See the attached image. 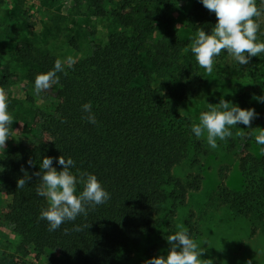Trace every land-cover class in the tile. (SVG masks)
<instances>
[{
    "label": "trees",
    "instance_id": "obj_1",
    "mask_svg": "<svg viewBox=\"0 0 264 264\" xmlns=\"http://www.w3.org/2000/svg\"><path fill=\"white\" fill-rule=\"evenodd\" d=\"M16 1L24 8L26 0ZM71 1L76 8L86 3L92 15L110 17L119 29L94 43L71 67L62 63L65 71L57 73L53 84V106L34 112L37 139L13 144L0 157V196L7 198L0 224L9 225L17 237L12 251H0V264H27L28 256L46 264H144L163 243L165 231L177 230L179 209L203 185L197 165L204 140L191 132L195 122L182 109L203 88L207 72L185 55L192 38L184 33L194 36L199 29L209 33L217 18L199 0ZM178 1L188 3L181 16L184 32L168 15ZM260 2L256 0L261 15L255 19L260 25L258 40L263 41ZM70 44L75 45V38ZM144 53L151 68L142 62ZM225 55L222 50L218 57ZM56 60L60 59L52 52L17 40L10 63L0 64V90L19 80L34 88L35 76L53 70ZM263 62L264 54L251 57L248 65L259 69ZM154 75L161 79L160 86L153 85ZM251 96L235 100L241 108L254 109L256 116L240 143L228 148L236 154L238 188L226 184L230 167L223 165L212 199L233 219L246 220L255 235L264 231V146L258 147L254 139L257 130H264V106L250 103ZM89 102L96 124L83 118L87 113L82 105ZM45 156L53 158L58 171L62 166L56 158H71L70 171L96 175L110 199L49 231L47 221L40 218L47 201L36 194L41 181L34 175ZM185 165L194 170L178 174ZM20 178L26 179L23 188L17 187ZM80 191L78 184L76 194ZM76 226L79 231L73 230ZM180 227L197 240L199 219L192 209L181 217ZM140 250L138 261L135 253Z\"/></svg>",
    "mask_w": 264,
    "mask_h": 264
},
{
    "label": "rangeland",
    "instance_id": "obj_2",
    "mask_svg": "<svg viewBox=\"0 0 264 264\" xmlns=\"http://www.w3.org/2000/svg\"><path fill=\"white\" fill-rule=\"evenodd\" d=\"M264 6V0H260ZM188 5L185 1L174 2L168 10V15L175 21L176 29L184 32L181 19L182 10ZM119 27L110 17H96L87 9V4L76 8L71 0H26L24 8L17 5L16 0H3L0 4V64L10 63V53L17 40L34 43L37 47L48 50L56 55L64 64L72 62L88 54L94 43L104 41L107 35L118 30ZM161 29H158V32ZM187 37H193L185 32ZM154 37H157L155 35ZM75 38V45L70 44ZM154 38L149 42H153ZM264 41V40H263ZM188 58H194L190 49L184 52ZM144 53L142 62L148 68L151 63ZM195 59V58H194ZM12 69L19 71L12 63ZM204 69V68H202ZM205 70V69H204ZM207 72V71H206ZM207 80L194 99L187 103L182 112L195 123L201 111H206L209 103L216 106L220 100L237 104L236 99L243 94H251L250 103L264 106L255 97L264 96V62L261 67L239 65L231 55L214 57L213 71L205 75ZM141 80H138V84ZM161 79L154 75V86H160ZM7 97L8 111L13 116L11 136L5 141L4 150L0 149V157L13 144L26 141H35L39 135L33 127L32 120L36 109L46 110L53 106L56 88L37 93L35 88H27L22 80L11 82L0 90ZM15 102L12 106L11 103ZM247 126L238 124L231 127L232 135L224 140H217V147L211 148L204 140V152L199 156L198 168L203 176L202 188L190 194L186 206L179 209L177 230L180 219L188 209H192L199 219L200 235L197 243H202L201 259L204 264H264V231L261 229L255 235L251 234V226L244 219H233L221 206L212 199V192L218 181L219 169L228 165L230 170L226 184L236 189L239 185V170L236 163V154L229 146L240 143ZM261 131V130H259ZM254 133V136L259 132ZM257 146H261L258 145ZM191 166H180L177 173L186 175L193 171ZM7 203V198L0 196V209ZM175 230L164 233V241L159 242L153 253L166 255L171 247L166 237ZM17 237L11 227L0 224V251H12ZM142 250L135 253L136 260L140 261ZM26 259L27 264H46L35 262L31 256Z\"/></svg>",
    "mask_w": 264,
    "mask_h": 264
},
{
    "label": "clouds",
    "instance_id": "obj_3",
    "mask_svg": "<svg viewBox=\"0 0 264 264\" xmlns=\"http://www.w3.org/2000/svg\"><path fill=\"white\" fill-rule=\"evenodd\" d=\"M199 2L217 18L209 33L199 29L191 39L190 52L199 67L211 73L214 57H218L222 50L231 55L239 65H247L251 57H261L264 54V41L258 40L257 35L260 25L255 19L261 15L262 10L256 6V0ZM68 67H71V62ZM64 71L62 62L56 60L53 70L35 76V91L39 93L50 89L57 82V73ZM255 99L264 102V96ZM212 105L209 103L208 109L200 112L198 122L191 126V132L197 138L206 134V142L213 149L217 147L218 139L224 140L232 135V126H248L256 116L254 109L241 108L225 100H220L216 106ZM82 111L87 113L84 119L91 124L97 123L90 102L82 105ZM13 121V116L8 111L7 97L0 92V149L4 150L5 141L11 136ZM254 139L256 144L264 146V130L259 131ZM28 163L31 165L32 161ZM56 163L62 166L59 171L53 167V158L45 156L39 162L40 170L34 173L41 181L36 194L47 201V206L40 211V218L47 221L49 231L58 229L65 221H75L78 216L86 215L87 207L104 204L110 199L109 192L96 175L80 172L77 176L70 171L74 167L71 158L57 157ZM78 184L82 185V191L77 195ZM25 185V178L18 179L17 187L23 188ZM73 230L80 229L76 226ZM166 239L171 245L167 254L151 257L144 264H204V260L200 258L202 243H197L186 229L179 228L167 235Z\"/></svg>",
    "mask_w": 264,
    "mask_h": 264
}]
</instances>
